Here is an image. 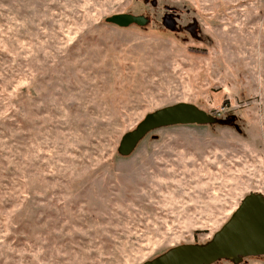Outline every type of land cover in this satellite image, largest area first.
Here are the masks:
<instances>
[{
	"label": "rangeland",
	"instance_id": "1",
	"mask_svg": "<svg viewBox=\"0 0 264 264\" xmlns=\"http://www.w3.org/2000/svg\"><path fill=\"white\" fill-rule=\"evenodd\" d=\"M180 103L213 123L118 153ZM250 193L264 197V0H0V264H143L204 245Z\"/></svg>",
	"mask_w": 264,
	"mask_h": 264
},
{
	"label": "water",
	"instance_id": "2",
	"mask_svg": "<svg viewBox=\"0 0 264 264\" xmlns=\"http://www.w3.org/2000/svg\"><path fill=\"white\" fill-rule=\"evenodd\" d=\"M111 24L127 27L141 26L146 19L130 14H115L107 19ZM165 25L173 26L172 20ZM214 119L192 104H175L145 115L144 119L131 132L122 136L118 153L128 156L146 133L173 125L209 124ZM249 256H264V197L260 194H247L233 211L229 220L204 245L182 244L143 264H213L221 259L239 264Z\"/></svg>",
	"mask_w": 264,
	"mask_h": 264
},
{
	"label": "flooded vegetation",
	"instance_id": "3",
	"mask_svg": "<svg viewBox=\"0 0 264 264\" xmlns=\"http://www.w3.org/2000/svg\"><path fill=\"white\" fill-rule=\"evenodd\" d=\"M171 20H172V19H171ZM189 29H190L191 31H196L195 26H191V27H189Z\"/></svg>",
	"mask_w": 264,
	"mask_h": 264
}]
</instances>
